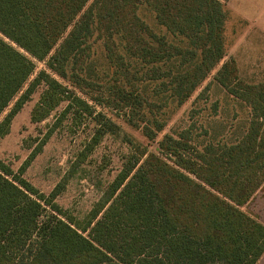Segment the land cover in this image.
Returning <instances> with one entry per match:
<instances>
[{
  "label": "trees",
  "instance_id": "1",
  "mask_svg": "<svg viewBox=\"0 0 264 264\" xmlns=\"http://www.w3.org/2000/svg\"><path fill=\"white\" fill-rule=\"evenodd\" d=\"M227 1L0 0V118L15 102L0 121V140L42 83L32 122L63 102L64 117L95 120L81 161L122 130L98 108L155 142L214 73L249 108L244 134L229 143L199 147L188 128L150 151L123 134L131 153L84 220L56 202L63 184L46 195L24 178L54 130L18 172L0 159V264L258 263L264 223L242 208L264 193V81H244L235 59H226ZM142 5L159 30L139 15ZM37 61L46 68L29 83Z\"/></svg>",
  "mask_w": 264,
  "mask_h": 264
},
{
  "label": "rangeland",
  "instance_id": "2",
  "mask_svg": "<svg viewBox=\"0 0 264 264\" xmlns=\"http://www.w3.org/2000/svg\"><path fill=\"white\" fill-rule=\"evenodd\" d=\"M139 15L155 30H159L153 12L147 5L140 7ZM238 26L240 27L234 20L227 36L228 45L236 40L238 35L234 32ZM94 52L96 65L98 70H101L104 66V55L99 41L94 45ZM255 59L257 65L251 67H256L260 73L259 69L264 67V58L262 55L259 57L256 51ZM45 68L44 63L37 61L36 71L29 83ZM253 70L245 66L242 76L250 78L249 83H258L264 76L261 74L257 76L259 79H256ZM214 74L189 101L171 115L168 125L155 142H150L141 132L128 127L110 110L98 108L97 111L105 113L120 125L122 130L120 136L106 134L83 161L81 153L94 135L97 127L95 120L76 117L73 113L64 117L62 113L67 102H63L44 121L32 122L33 109L47 89V85L42 83L30 101L15 116L10 133L0 140V159L18 172L34 148L45 139L50 130H54L42 152L26 169L24 178L46 195L63 184V191L56 202L77 219L84 220L121 171L131 153L130 144L123 140V134L147 146L150 151H156L158 142L166 134H177L188 128L192 130L193 142L199 147L209 142H233L244 134L249 121V108L223 89L214 80ZM54 77L63 83L61 79ZM205 88L207 91L204 92ZM14 105L15 102L9 106L0 121L9 114ZM242 210L264 223V193L258 192Z\"/></svg>",
  "mask_w": 264,
  "mask_h": 264
},
{
  "label": "crops",
  "instance_id": "3",
  "mask_svg": "<svg viewBox=\"0 0 264 264\" xmlns=\"http://www.w3.org/2000/svg\"><path fill=\"white\" fill-rule=\"evenodd\" d=\"M227 6L232 12V18H230L226 25V37L230 32L231 27L234 25V20L240 25L236 27V40L231 45H228V56L226 59L234 58L240 77L248 82L250 78H246L243 75L244 67L248 66L252 69L253 75L256 79L257 76H264V67L256 70L257 59H255V53L257 51L258 56L264 58V0H228ZM264 66V62L262 63ZM261 65V64H260ZM258 73V74H257ZM264 81V77L258 80V83ZM257 264H264V255L258 261Z\"/></svg>",
  "mask_w": 264,
  "mask_h": 264
}]
</instances>
